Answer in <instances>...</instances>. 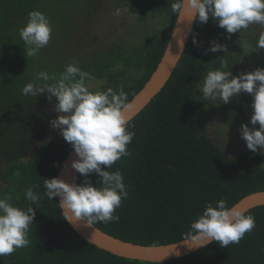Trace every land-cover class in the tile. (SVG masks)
Wrapping results in <instances>:
<instances>
[{
	"label": "trees",
	"instance_id": "1",
	"mask_svg": "<svg viewBox=\"0 0 264 264\" xmlns=\"http://www.w3.org/2000/svg\"><path fill=\"white\" fill-rule=\"evenodd\" d=\"M70 1L0 0V196H12L17 206L26 208L29 205L24 199L25 189L38 185L34 191L42 197L29 229V245L0 257V264H264V207L246 213L255 217V228L239 244L220 248L213 242L179 259L149 263L120 258L85 242L64 220L57 199L44 196L43 179L56 177L72 148L59 132L50 135L49 122L56 118L53 105L46 97L22 95L23 86L34 81L40 71L50 75L62 72L64 65L71 63L67 58H73V51L82 60L78 66L94 77L90 82H103L100 91L123 89L130 102L157 67L176 19L171 10L173 0H125L129 13L143 20L146 16H162L165 27L130 50L117 44L102 49L93 43L84 44V37L75 30L68 35L59 32L56 36L63 39L60 43L66 50L58 49L59 44L54 42L36 57H27L18 30L26 24L28 13L38 10L48 18L54 6H69ZM78 4L82 9L76 8L77 19L90 17L91 0H77L73 5ZM78 27L75 23L74 29ZM248 29L240 35L231 34L228 39V34L211 18L207 24L195 22L170 79L129 122L128 130L135 133L128 145L130 155L110 169L122 172L128 190L127 198L114 213L120 219L96 223L95 227L133 244H172L185 240L190 222L202 213L206 202L215 205L224 198L232 207L246 195L264 191L260 153L247 149L228 157L205 135L204 106L198 91V82L208 71L219 67L222 60H227L233 75L262 67L264 50L255 48L261 31L252 29L249 39ZM239 37L260 56L256 62L245 58L253 64L240 62L239 55L227 57L232 50L238 54L239 45H244ZM212 41L226 45L228 53L207 51ZM53 54L64 56L65 63L45 64ZM118 66L120 70L116 71ZM251 104L252 97L244 93L219 105L218 110L247 121L252 114ZM89 179L96 186L99 177L93 174ZM83 181L79 174L77 184Z\"/></svg>",
	"mask_w": 264,
	"mask_h": 264
},
{
	"label": "clouds",
	"instance_id": "2",
	"mask_svg": "<svg viewBox=\"0 0 264 264\" xmlns=\"http://www.w3.org/2000/svg\"><path fill=\"white\" fill-rule=\"evenodd\" d=\"M171 10L180 20L182 12L186 13L189 23L195 20L207 24L211 18L228 34V39L253 24L264 28V0H173ZM18 31L26 56L32 58L48 46L53 29L46 15L36 10L28 13L26 24ZM255 48L264 50V31L260 32ZM207 51L228 53L227 46L216 41L210 42ZM78 64L73 60L58 74L40 71L21 90L26 97H46L53 105L57 116L49 122L50 126L71 146L76 156L71 167L84 177L82 184H68L57 177L43 179L44 196L50 200L59 198L62 215L69 223L84 221L92 226L118 222L120 217L114 213L127 198L128 190L122 172L110 169L122 157L130 155L128 145L135 133L128 130L130 124L125 113L133 105L123 89L90 90L94 77ZM230 69L227 60H222L219 67L208 71L198 82V91L203 100L221 104L249 94L252 114L248 123L241 124L239 134L249 151L264 155V68L237 75ZM93 174L99 177L96 186L89 179ZM38 188L31 185L25 189L24 199L29 205L26 208L17 206L12 196H0V257L29 245V229L42 199L34 191ZM254 228L253 215L245 214L237 206L229 207L227 200L221 198L215 205L205 203L202 213L190 222L184 234L185 243L191 241L189 247H206L215 242L220 248H227L239 244Z\"/></svg>",
	"mask_w": 264,
	"mask_h": 264
},
{
	"label": "rangeland",
	"instance_id": "3",
	"mask_svg": "<svg viewBox=\"0 0 264 264\" xmlns=\"http://www.w3.org/2000/svg\"><path fill=\"white\" fill-rule=\"evenodd\" d=\"M76 2L77 0H71V5L69 6L66 4L56 5L52 8L50 11L51 14L48 16L53 29L49 44L54 42L55 44H59L58 49L62 48L60 42L63 41L58 35V37L56 36V33L59 34V32L68 35L75 30V33H77L79 37H84L82 39L84 44L87 43L90 45L93 43L102 49H108L111 44H117L130 50L141 45L156 31L165 27L162 16H146L145 20H143V18L129 13L125 5V0H91V16L85 19H77V9L81 10L82 6L79 4L78 6L73 5ZM117 12L119 13L118 15ZM75 23L79 24L77 29H74ZM256 26V24H253L249 27V32L246 34L247 38H251L250 32L252 29L256 30V32H258V30L264 31V28ZM55 27H58L57 31ZM240 41L242 42L241 44H244L242 40ZM244 47L239 45V53L236 54L235 50H232L227 57L239 55L240 58H248L256 62L258 59L257 54L250 48H246L245 50ZM62 49L66 50L64 47ZM85 53H88L87 49H85L84 54ZM61 54L63 53L59 55ZM71 55L73 58L71 56L67 58L69 62L73 60H77L78 62L82 61L78 60L81 58H78L77 54L75 55L73 51H71ZM63 57L64 56L53 54L52 57L46 58L47 62H45V64L52 66L58 65L59 63L64 64L65 61ZM261 66V68H264V64ZM80 68L82 69V67ZM115 70H120V67H116ZM90 83L92 85L90 90L92 91H100L103 85L102 81H92ZM200 96L202 98V100H200L201 104L204 106L203 131L205 135L215 144L219 145L228 157H235L246 151L247 148L245 142L240 138L239 129L241 124L248 123L249 120L242 121L243 119H240L238 116L230 115L225 111L220 112L218 107L221 105V102L211 100L205 101L202 95ZM249 127H251L250 124ZM56 133H58V131L52 129L50 135ZM261 156L264 167V155L261 154Z\"/></svg>",
	"mask_w": 264,
	"mask_h": 264
},
{
	"label": "water",
	"instance_id": "4",
	"mask_svg": "<svg viewBox=\"0 0 264 264\" xmlns=\"http://www.w3.org/2000/svg\"><path fill=\"white\" fill-rule=\"evenodd\" d=\"M195 22L194 20L189 23L186 20V13L184 12H182L181 20L176 17L166 48L157 67L144 86L130 101L133 107L129 113H125V115L128 116L129 122L134 119L158 93H160L170 79L189 42ZM75 159L76 156L72 149L64 159L56 177L68 184H77L79 174L71 167L72 161ZM56 199L59 203V198L56 197ZM233 206L239 207L245 214L252 209L264 207V191H257L246 195ZM67 223L85 242L111 255L128 260L163 263L179 259L203 248L189 247L191 246V241L185 243V240L158 246L138 245L110 236L94 225L87 226L84 221Z\"/></svg>",
	"mask_w": 264,
	"mask_h": 264
},
{
	"label": "flooded vegetation",
	"instance_id": "5",
	"mask_svg": "<svg viewBox=\"0 0 264 264\" xmlns=\"http://www.w3.org/2000/svg\"><path fill=\"white\" fill-rule=\"evenodd\" d=\"M241 37V36H240ZM239 37V38H240ZM239 40V39H238ZM245 46V47H244ZM244 46L242 45V47H244L245 48V50H246V48H250L251 49V47L250 46H248L247 44H245L244 43ZM253 50V49H252ZM256 54H257V52L255 51V50H253ZM239 53V52H238ZM241 55H242V53H241ZM240 55V56H241ZM243 57V56H242ZM257 57H260L258 54H257ZM240 62H249V61H245V59H243V58H240ZM249 63H251V62H249ZM253 64V63H252ZM245 72H251V71H248V70H246Z\"/></svg>",
	"mask_w": 264,
	"mask_h": 264
}]
</instances>
